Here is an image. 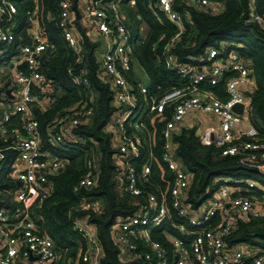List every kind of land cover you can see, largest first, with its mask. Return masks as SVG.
<instances>
[{
    "label": "built area",
    "instance_id": "2783aa9c",
    "mask_svg": "<svg viewBox=\"0 0 264 264\" xmlns=\"http://www.w3.org/2000/svg\"><path fill=\"white\" fill-rule=\"evenodd\" d=\"M32 1L33 8L25 10L28 23L25 38L14 45L18 22L16 0H0V167L6 162L7 154H13L10 176L16 185L21 184L13 201L23 206L12 215L0 209V264H55L58 261L53 242L39 233L28 207L35 197L39 205L48 198L51 178L68 162L47 147L54 150L92 143L74 132L88 125L92 118V109L85 101L61 109L49 122L44 139L39 131L35 109L46 111L55 101V90L42 74L49 44L40 33L37 1ZM123 1L79 0L76 7L80 18L77 19L73 2L60 0L56 22L71 51L79 48L75 21L85 29L90 25L93 35L106 42L101 60L94 50L99 79L113 93L114 112L106 130L116 151V166L123 177L120 192L130 197L135 207L131 216L118 219L112 225L119 261L124 264H264V255L258 250L242 244L233 247L224 244V238L236 229L238 219L264 215V200L243 194L255 188L264 191V187L252 180L221 177L215 180L218 186L209 199L196 207L187 202L192 177L175 159L174 136L182 129L186 115L198 113L216 120V127L205 130L199 137L202 145L217 146L221 156L235 157L241 166L253 168L264 177V141L258 140L257 130L247 121V110L256 89L250 69L236 52L225 54L223 48L208 49L202 57L177 64L170 52L184 30L182 16L173 7L177 0H156V8L176 28V33L162 48L164 65L180 76L183 85L158 99L146 97L148 79L132 56L131 36L121 10ZM181 1L211 8L213 12L221 9L208 0ZM252 2L251 19L261 23ZM130 6H134V1ZM80 68L77 73L69 68L67 73L74 85L88 88L83 65ZM225 76L228 78L221 91L222 98L213 89ZM136 91L141 98L139 103ZM236 105L242 107L241 113L233 110ZM12 115L20 116V129L8 128ZM147 119L149 122L156 119L162 124L163 143L158 162L168 175L160 174L158 181L151 176L154 159L151 152L139 174L130 164L139 155L138 133ZM85 164L89 173L79 180L77 187L89 189L96 183L97 157L92 154ZM79 207L100 210L96 200L82 201ZM172 215L181 222L175 223ZM74 225L85 241V249L67 264H101L102 251L93 230L81 221L76 220ZM167 226H173L176 234L188 239L168 232ZM160 229L170 245V255L152 239V233Z\"/></svg>",
    "mask_w": 264,
    "mask_h": 264
},
{
    "label": "trees",
    "instance_id": "16d2710c",
    "mask_svg": "<svg viewBox=\"0 0 264 264\" xmlns=\"http://www.w3.org/2000/svg\"><path fill=\"white\" fill-rule=\"evenodd\" d=\"M36 1L40 33L49 44L42 74L55 90V101L46 111L35 109L34 118L39 124V131L44 139L49 122L61 109L85 101L92 109V118L88 125L79 127L74 132L92 140V143L54 150L47 147L57 157L67 159L68 162L57 176L51 178L48 198L39 205L35 197L29 204L30 217L37 225L39 233L53 242L59 255L55 264H67L85 249V241L75 229L76 220L93 230L102 251L101 264H124L119 261L120 252L112 239V225L118 219L131 216L135 207L134 201L120 192L123 177L116 166V151L111 147L110 135L106 130L114 112L111 105L113 93L98 76L99 65L94 57L97 43L89 37L87 30L75 21L79 48L77 51H71L63 40L62 32L57 28L60 0ZM131 1H134L133 7L130 6ZM208 1L221 9L213 12L211 8H199L181 0L174 4V10L182 16L184 30L170 52L175 56L176 63L181 65L186 64L189 58L204 56L208 49L223 48L225 54L234 51L247 66H251L256 89L247 110V121L257 130L258 140L264 141V0L252 2L254 12L262 20L261 23L251 19V0ZM16 6L18 22L14 30V45L25 38V30L28 27L25 10L32 9L34 3L32 0H16ZM121 10L131 36L132 56L148 79V93L145 96L158 99L173 88L181 87L183 80L175 72L165 68L162 56V48L176 33V28L156 8V0H124ZM142 24L146 27L144 34L141 33ZM82 65L89 82L88 88L74 85L67 73L69 68L77 73ZM227 78L228 76H225L213 89L222 98L224 96L221 91ZM136 99L139 103L141 98L138 94ZM161 127L162 124L156 119L145 121L144 128L138 133L141 140L139 155L130 162L135 173L139 174L151 152L154 158L151 162V176L156 181L159 180L160 174L168 175L158 162L163 143L160 137ZM8 128H21L19 115L11 116ZM174 142L178 165L192 177L187 202L193 206L198 207L206 199V195L209 197L213 194L218 186L215 180L221 177L252 180L264 187V177L255 169L241 166L235 157L221 156L220 149L213 144L202 145L195 129L182 128L174 136ZM92 154L97 157L98 164L96 183L89 189L78 188L79 180L89 173L85 163ZM12 156L13 154L8 153L6 162L0 167V209L6 210L10 215L23 208L21 204L13 201L18 186L10 176ZM243 194L264 200V191L260 188ZM90 200L98 201L99 211L80 209L82 201ZM172 218L175 223L181 222L175 215H172ZM165 229L180 236L175 233L173 226H167ZM151 236L168 252L167 255L171 254L170 245L161 229L154 231ZM224 244L226 247L242 244L264 255V215L254 219H238L236 229L224 238Z\"/></svg>",
    "mask_w": 264,
    "mask_h": 264
},
{
    "label": "crops",
    "instance_id": "0c3cea01",
    "mask_svg": "<svg viewBox=\"0 0 264 264\" xmlns=\"http://www.w3.org/2000/svg\"><path fill=\"white\" fill-rule=\"evenodd\" d=\"M79 6H80V3H79ZM82 28H83V26H82ZM87 29H88L87 33H88L89 37L93 41H95L97 44H100L101 43V45H102V51L100 53L102 55L103 52H104V50L106 49V42H105V40L103 38H100V37H97V36L93 35V32L90 31L91 30L90 29V25H88ZM99 47H101V46H99ZM98 49H100V48H97L95 50V51H97V53L99 51ZM203 120H205V122L208 123V125H209V127L207 129H210V128L211 129H214L216 127V120L215 119H213L212 117L202 116V115H200L198 113H192V114L186 115L184 117V119H183V123H182L181 127L184 128V129H195V124H196V130L195 131L197 133V130H198L197 128L199 126L205 124V122L203 123ZM207 129H205V130H207ZM204 132H202L200 135L197 134L198 137H200Z\"/></svg>",
    "mask_w": 264,
    "mask_h": 264
},
{
    "label": "rangeland",
    "instance_id": "374dc122",
    "mask_svg": "<svg viewBox=\"0 0 264 264\" xmlns=\"http://www.w3.org/2000/svg\"><path fill=\"white\" fill-rule=\"evenodd\" d=\"M145 31H146V27L142 24L141 25V33L142 34H144L145 33ZM101 46V47H99V46ZM97 48H100V49H98L99 51H98V53H97V58H98V60H101L102 59V57H101V51H102V45H101V43L100 44H97V47H96V49ZM8 111L9 112H11L12 111V109H8ZM205 122V120H203V123ZM209 127V125H208V123H206L205 122V124L204 125H201V126H199L197 129V134L198 135H200L202 132H204L205 131V129H207ZM195 130H196V124H195ZM206 199H209L208 198V196L206 195Z\"/></svg>",
    "mask_w": 264,
    "mask_h": 264
},
{
    "label": "water",
    "instance_id": "95a60500",
    "mask_svg": "<svg viewBox=\"0 0 264 264\" xmlns=\"http://www.w3.org/2000/svg\"><path fill=\"white\" fill-rule=\"evenodd\" d=\"M76 3H77L76 0H74V1H73V5H72V10H73V12L75 13L76 18L79 19V18H80V15H79V13H78V10H77V7H76ZM248 68H249L250 70L252 69L251 66H248ZM5 87H6V86H5ZM246 95L249 96V97L251 96L250 93H246ZM233 110H234L235 112L241 113V111H242V107L236 105V106H234ZM17 186H18V187H21V184H20V183H17Z\"/></svg>",
    "mask_w": 264,
    "mask_h": 264
}]
</instances>
